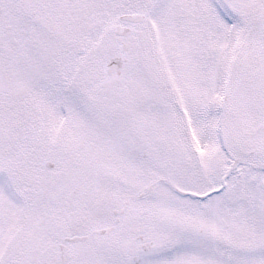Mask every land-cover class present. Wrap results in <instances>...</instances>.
I'll return each mask as SVG.
<instances>
[{"label": "snow or ice", "instance_id": "6c2138e0", "mask_svg": "<svg viewBox=\"0 0 264 264\" xmlns=\"http://www.w3.org/2000/svg\"><path fill=\"white\" fill-rule=\"evenodd\" d=\"M0 264H264V0H0Z\"/></svg>", "mask_w": 264, "mask_h": 264}]
</instances>
